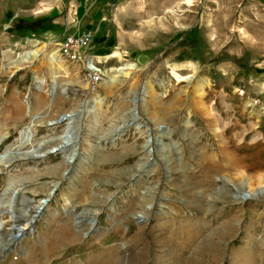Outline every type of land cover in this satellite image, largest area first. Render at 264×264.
<instances>
[{"label": "rangeland", "instance_id": "rangeland-1", "mask_svg": "<svg viewBox=\"0 0 264 264\" xmlns=\"http://www.w3.org/2000/svg\"><path fill=\"white\" fill-rule=\"evenodd\" d=\"M101 1L95 89L0 26V264H264V0Z\"/></svg>", "mask_w": 264, "mask_h": 264}, {"label": "crops", "instance_id": "crops-1", "mask_svg": "<svg viewBox=\"0 0 264 264\" xmlns=\"http://www.w3.org/2000/svg\"><path fill=\"white\" fill-rule=\"evenodd\" d=\"M106 10L101 0H0V26L34 22L36 26L31 29L37 31L31 33L33 41L59 42L65 34L99 27L102 20H106ZM153 16L154 13H150L148 18ZM61 150L64 148L55 152ZM50 153L49 150L45 155ZM62 163H67L66 157Z\"/></svg>", "mask_w": 264, "mask_h": 264}, {"label": "built area", "instance_id": "built-area-1", "mask_svg": "<svg viewBox=\"0 0 264 264\" xmlns=\"http://www.w3.org/2000/svg\"><path fill=\"white\" fill-rule=\"evenodd\" d=\"M93 41V32L91 30H84L78 33L65 34L58 42L61 54L72 62L81 59L82 51L87 48ZM83 62L84 75L92 89H95L98 82L102 78V70L98 66L97 61L93 55L85 54L80 60Z\"/></svg>", "mask_w": 264, "mask_h": 264}, {"label": "bare ground", "instance_id": "bare-ground-1", "mask_svg": "<svg viewBox=\"0 0 264 264\" xmlns=\"http://www.w3.org/2000/svg\"><path fill=\"white\" fill-rule=\"evenodd\" d=\"M127 69H131V68H133L134 67V64H130V65H127ZM123 73H125L124 71H123ZM173 74H174V76L177 78V79H182L183 78V76H181V75H179L178 73H176V72H174L173 71ZM88 83V82H87ZM93 92H95V90L93 91ZM69 114V113H68ZM62 116H64V114H62ZM69 118V117H68ZM67 118V119H68ZM66 119V120H67ZM52 121H55L56 123L58 122V119H52V120H50V122H52ZM72 121L73 120H71V118H69V124H71L72 123ZM129 122V121H128ZM41 123H43V122H41ZM125 123H127V122H124L122 125H125ZM136 123V122H135ZM69 124H68V126H69ZM72 125V124H71ZM121 125V126H122ZM73 129V128H72ZM72 135V134H71ZM69 141H71V136H70V138H67L66 136L64 137V141H63V143H62V145L64 144V142H69ZM61 145V146H62ZM57 147H60V145H58V146H55V147H53V148H57ZM52 148V149H53ZM51 149V150H52ZM2 155V154H1ZM37 155V157H42V156H44L45 154H43V153H38V154H36ZM36 157V156H35ZM73 158L74 157H72L71 159L73 160ZM5 160H6V157H4V156H2V157H0V162H2V161H4L5 162ZM8 160V159H7ZM8 162V161H7ZM258 191H260V192H262V193H264V187H261ZM248 195H252L253 193L252 192H248L247 193ZM50 195H51V191L48 193V198L50 197ZM245 196H247V195H245ZM243 198H246V197H243ZM67 202H68V200H67ZM47 204H48V202L47 203H43V199L41 200V202H40V205H42L43 206V208H45L46 206H47ZM96 218H94L91 222L94 224L95 222H96ZM23 230H24V228H22ZM21 229V230H22ZM217 235H218V237H222V232H221V230H219L218 232H217ZM206 239L204 240V242L200 245L199 244V246L195 249V251L193 252V254L191 255V256H186V255H184L181 251L180 252H177V253H175L174 255V259L176 260V261H179L178 262V264L180 263V264H200V261H199V259H200V255H201V253L202 252H204V251H212V244H211V237H205ZM169 264H175V263H169Z\"/></svg>", "mask_w": 264, "mask_h": 264}, {"label": "water", "instance_id": "water-1", "mask_svg": "<svg viewBox=\"0 0 264 264\" xmlns=\"http://www.w3.org/2000/svg\"><path fill=\"white\" fill-rule=\"evenodd\" d=\"M133 112H134L135 115L137 114L136 109H133ZM68 117H70V114H68V113H64V116L61 115V116L59 117L57 123H56L55 121H52V122H48L47 125H48V126L56 125V124H58V123H61V122L65 121ZM135 122H136V119H131V120H129V122L125 123V125H122V126L120 125L119 128L117 129V131H118V132H121V131H123L125 128H127V127H129L130 125L134 124ZM71 134H72L71 124H69V126L66 127L65 136H66L67 138H70V135H71ZM71 138H72V137H71ZM69 144H70V141H69V142H64V144H63L62 146L57 147V148H53L52 150H50V152L53 153V152H55V151H57V150H60L61 148H65V147H67ZM56 187H57L56 185L53 187V189H52V191H51V194H53V193L55 192V190L57 189ZM4 191H5V190H4ZM4 191H3V193H4ZM0 199H1V198H0ZM48 201H49V198H48V197H47V198L45 197V198L43 199V203H47ZM42 209H43V206L40 205V206L38 207L37 211H36V214H35L34 218L37 217V215L41 213L40 211H41ZM12 228H13V229H16V230H19V232L16 233V234H15V233H12V234H11V237H10L11 239L16 238V237L20 234V232H22V231H21V228H20L19 226H17V224H14V225L12 226Z\"/></svg>", "mask_w": 264, "mask_h": 264}, {"label": "trees", "instance_id": "trees-1", "mask_svg": "<svg viewBox=\"0 0 264 264\" xmlns=\"http://www.w3.org/2000/svg\"><path fill=\"white\" fill-rule=\"evenodd\" d=\"M20 24L23 27H31V28H34V25H35L34 22H25V21H20Z\"/></svg>", "mask_w": 264, "mask_h": 264}]
</instances>
